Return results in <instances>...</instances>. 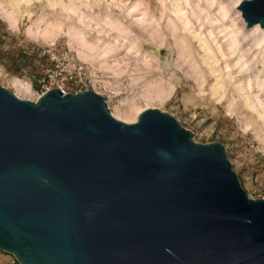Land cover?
I'll list each match as a JSON object with an SVG mask.
<instances>
[{
	"label": "water",
	"instance_id": "obj_1",
	"mask_svg": "<svg viewBox=\"0 0 264 264\" xmlns=\"http://www.w3.org/2000/svg\"><path fill=\"white\" fill-rule=\"evenodd\" d=\"M236 7L264 29V0ZM0 251L18 264H264V198L221 143L158 108L127 123L93 89L29 100L0 84Z\"/></svg>",
	"mask_w": 264,
	"mask_h": 264
},
{
	"label": "rangeland",
	"instance_id": "obj_2",
	"mask_svg": "<svg viewBox=\"0 0 264 264\" xmlns=\"http://www.w3.org/2000/svg\"><path fill=\"white\" fill-rule=\"evenodd\" d=\"M241 1L0 0V84L28 83L18 94L36 100L51 55L67 57L120 117L158 108L195 142L221 143L248 196L264 198V29L246 26ZM0 264L18 263L0 251Z\"/></svg>",
	"mask_w": 264,
	"mask_h": 264
},
{
	"label": "built area",
	"instance_id": "obj_3",
	"mask_svg": "<svg viewBox=\"0 0 264 264\" xmlns=\"http://www.w3.org/2000/svg\"><path fill=\"white\" fill-rule=\"evenodd\" d=\"M86 78L87 74L83 65L73 62L67 57L52 54L51 64L45 71V81L49 83L45 91L51 88H59L62 92H66L65 87L69 85L73 86V92L87 90ZM106 103L109 108L107 99Z\"/></svg>",
	"mask_w": 264,
	"mask_h": 264
},
{
	"label": "bare ground",
	"instance_id": "obj_4",
	"mask_svg": "<svg viewBox=\"0 0 264 264\" xmlns=\"http://www.w3.org/2000/svg\"><path fill=\"white\" fill-rule=\"evenodd\" d=\"M177 1V0H176ZM175 2V1H174ZM175 4V3H174ZM175 7V10L177 12H179L180 14H182L180 17H181V22L184 26H186L188 24V18L186 15H184L182 13V6H180V3L176 2V4L174 5ZM200 41H202V44L204 43L203 42V38H200L199 39ZM205 44V43H204ZM206 45V44H205ZM209 46V45H208ZM210 49V48H209ZM208 49V50H209ZM206 50V49H205ZM206 50V51H208ZM209 52H212L211 50H209ZM210 55V53H208ZM210 56H213V55H210ZM80 59H82L81 57H79ZM13 85L15 86V94L18 96V97H21L19 94H18V91H22V93H25L26 92H29L30 91V87L28 85V83H23V82H20L18 81L17 79L14 81L13 80ZM18 90V91H17ZM23 99H26V97H24ZM111 101V100H110ZM108 105H109V108L111 109V113L113 114V116L117 119H120V120H123L127 123H132L134 121H136V118H137V115L135 114L134 115H131L130 116H127V117H120L119 113L122 112L123 110H126V109H122V104L120 103H116V105H114L113 107L115 108L114 110L116 111V114L115 112L113 111V108H112V105L111 103L108 101ZM128 110V109H127Z\"/></svg>",
	"mask_w": 264,
	"mask_h": 264
}]
</instances>
